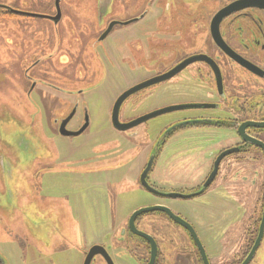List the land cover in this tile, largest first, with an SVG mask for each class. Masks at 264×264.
Returning a JSON list of instances; mask_svg holds the SVG:
<instances>
[{
    "label": "rangeland",
    "instance_id": "obj_1",
    "mask_svg": "<svg viewBox=\"0 0 264 264\" xmlns=\"http://www.w3.org/2000/svg\"><path fill=\"white\" fill-rule=\"evenodd\" d=\"M53 2L17 0L16 5L50 16L55 13ZM60 7L57 24L42 17L0 22L1 254L11 257V264H46L57 257L60 264H82L84 252L103 239L119 246L111 250L119 260L138 264L130 257V240L122 237L118 226L111 230L106 224L122 223L136 209L163 200L189 217L210 264H238L257 231L264 160L240 152L243 160L236 162L231 160L236 153L227 155L211 185L189 199H162L143 189L139 175L166 125L197 110L212 111H171L125 131L114 129L110 111L115 99L166 71L178 43L164 39L158 46L154 39L143 54L137 45L142 41L141 22L116 25L103 40H96L109 22L136 17L144 7L141 0H60ZM191 102L179 93L172 76L129 95L120 106L119 120L125 123ZM73 108L67 129L81 125L84 110L88 126L81 134L61 136L57 123ZM189 127L177 129L160 145L147 175L156 188L192 191L209 173L217 151L230 143L224 129H212L210 138H199L191 137L195 128ZM141 217L144 224L165 221L158 212ZM152 229L148 230L156 232L157 226ZM180 233L181 238L171 235V252L194 256L195 244ZM197 259L164 257L162 263L201 264ZM249 264H264V235Z\"/></svg>",
    "mask_w": 264,
    "mask_h": 264
},
{
    "label": "flooded vegetation",
    "instance_id": "obj_2",
    "mask_svg": "<svg viewBox=\"0 0 264 264\" xmlns=\"http://www.w3.org/2000/svg\"><path fill=\"white\" fill-rule=\"evenodd\" d=\"M16 2L17 0H0V22L5 19L42 17L48 19L53 24H57L61 19L62 10L60 7V0L58 3L61 12L60 18L57 21L48 18L56 15L55 0L53 2L55 13L50 16L32 13L28 10L19 8L16 5ZM141 2L144 4L145 9L143 7L142 11L136 17H132L128 20L111 21L114 23L112 28L116 25L141 22L142 41L137 45L139 49L141 48L143 54L144 51H149V42L154 43V39L157 40L155 45L158 46H162L161 44L164 43V39L172 40V42L176 41L178 43V47H176L177 50L175 48L176 51L174 54V61L166 69V71L186 59H195L185 65L174 75L176 77V84L179 87V93L182 97L187 98L189 101H194L178 105H192L189 108L184 109H211L212 111L207 112L197 110L189 114V116H184L168 123L164 130L172 125H177V127L172 132L168 133L167 136H170L177 129H186L185 127L189 126H192V129L195 128V133H193L191 137L198 136L199 138H210L209 132L212 135V129H224L228 132V134H230V136H227L230 143H227L226 146H222L220 150L217 151L213 163L222 151L230 148L236 149L233 152L236 153V156L231 158V160H235L236 162H241L243 160L242 156L238 157V153L240 152L248 154L254 153V156H251L252 158H262L264 160L263 150L249 142H243L240 133L242 132L243 135L245 134L264 142V127L261 128L249 125L252 123L264 122V0H141ZM231 5L233 7L232 10L226 11L225 9L227 7L229 8ZM12 9L40 16L14 14L11 12ZM175 21H177V24ZM106 28L99 32L96 38L97 41H101L99 40V37L106 30ZM217 33L219 34V37L216 36L215 39L213 34L216 35ZM17 38L19 40L21 39L20 36ZM153 48L151 50H153ZM31 83L32 82H30L29 86ZM74 113L75 109L73 108L68 114H72V116L64 125V128L67 131H70L67 129V124L72 119ZM68 115L63 119H59V123H57L58 128L55 129L57 133L61 136H74L83 133L89 122L88 114L85 110L83 112V121L81 125L76 130L71 131L77 132L84 125H86L80 133L74 135H63L60 133L61 123L68 117ZM110 123L111 126L116 129L111 122V111ZM199 129L202 130L199 131ZM183 138L184 137L182 136L178 139ZM164 143L165 141H163L162 144ZM175 143L178 144L180 142L176 141ZM193 149L196 150L195 148ZM225 157H223L221 161ZM213 163L209 173L212 170ZM219 165L220 163L218 164V169ZM224 173L226 172L224 171ZM149 184L159 191L168 192L162 190V188H156L154 184ZM199 186L192 189V191L198 189ZM141 187L145 189L142 185ZM158 197L167 199V197ZM153 205H163L168 207L175 215L183 218L190 225H192L196 232V228L189 217L187 216V218L180 210V207H176L173 202L162 200ZM158 213L163 215V219H165L164 222L158 218V222L157 220L146 221L144 224L142 223L143 219L141 215L137 216L134 220V226L136 229L144 232L147 236H150L155 242L156 253L154 255L150 252L151 247L148 239L138 236L129 230L128 219L130 215L126 217L122 223L117 224L113 221L112 223L106 225H108V228L111 230L113 227L118 226L119 228L116 227V230L119 229L121 231V235L124 239L126 238V240H130V248L134 251V253L130 254V257H135L138 264H149L150 257H154L153 264H163L162 259L164 257L187 258L197 256L199 259L200 255L198 251L195 254L196 256H192V254L189 253L179 255L176 254L175 251L171 252V243H173L174 240L171 235L175 238H181L182 235L180 231H183L185 237H189V240L192 243L194 242L184 227L171 220L167 214L163 212ZM150 223H153V225ZM164 224L167 226L171 225L172 228L167 229L168 227ZM155 226H157L156 232L148 230L152 227V230H154ZM144 228H146V230ZM117 237H115V240H117ZM107 241L105 242V240L101 239L100 241L93 243L84 252L82 264H84L86 255L93 246L101 247L106 255L101 253L93 254L89 264H95L98 260L103 261L104 264H127V262H123L118 259L120 256L117 254L113 255L111 253V250L112 252H116L115 250L119 246L115 245V243H109ZM30 248L33 252L34 248ZM58 259L60 258L57 257L55 260L52 259V261L47 262L46 264H60L59 261H56ZM10 260L11 257H4L0 252V264H11ZM199 263L202 264L201 259H199ZM25 264H36V262L25 261Z\"/></svg>",
    "mask_w": 264,
    "mask_h": 264
},
{
    "label": "water",
    "instance_id": "obj_3",
    "mask_svg": "<svg viewBox=\"0 0 264 264\" xmlns=\"http://www.w3.org/2000/svg\"><path fill=\"white\" fill-rule=\"evenodd\" d=\"M59 0H55V5H56V15L52 16V17H48L54 21H57L60 18V7H59ZM232 5L228 8H226L225 10L230 11L232 10ZM12 13L14 14H22V15H29V16H40V15H35V14H31V13H25L22 11H18V10H11ZM45 17V16H43ZM114 25L113 22L109 23V25L107 26L106 30L101 34V36L99 37V40H102L103 38H105V36L110 32L112 26ZM214 35V38L216 39V36L219 37V34L217 33L216 35ZM193 58H189L184 60L183 62H181L180 64L176 65L175 67L171 68L170 70L166 71L165 73L155 76L151 79H148L144 82L138 83L128 89H126L125 91H123L120 95H118V97L115 99L112 109H111V122L112 125L118 129V130H125L128 128H131L133 126L138 125L141 122H144L145 120L155 117L157 115L163 114V113H167V112H171V111H175V110H180V109H184V108H189L192 105H171V106H167L158 110H155L153 112H150L144 116L138 117L132 121L126 122V123H121L119 121V109L121 104L123 103V101L131 94H133L134 92L145 88L149 85L164 81L166 79L171 78L172 76H174L178 71H180L185 65H187L188 63L192 62ZM72 116V114L68 115V117L62 121L61 126H60V133L63 135H74V134H78L80 133L86 125H84L79 131L77 132H71V131H67L64 128L65 123L67 122V120ZM87 120V119H86ZM251 126H256V127H264V122H260V123H252L249 124ZM177 127V125H172L169 128H167L163 134L161 135V137L158 139V141L154 144L153 149L151 150V153L149 155V158L146 162V165L144 167V169L142 170L141 174H140V184L146 189V191L156 195V196H162V197H167V198H173V199H189L192 197H196L199 196L200 194H202L213 182V180L216 177L217 174V169H218V164L220 163L221 159L223 157H225L228 154L233 153L236 149L235 148H230V149H226L224 151H222L215 159L214 163H213V167L211 172L209 173V175L206 177V179L204 180V182L199 186L198 189L193 190L191 192L188 193H181V192H164V191H159L157 189H155L154 187H152L148 181H147V175L149 173V171L152 168V164H153V160L156 156V153L160 147V145L163 143L165 137L168 135V133L172 132L175 128ZM241 133V138L243 140V142L247 143H251L253 145L258 146L259 148H261L264 152V142H262L261 140L248 136V135H243L242 132ZM148 212H163L165 214L168 215V217L173 220L175 223L181 225L182 227H184L189 235L191 236L197 251L200 255V259L202 261V264H210L208 257L206 255L204 246L202 245V242L200 241V239L198 238L194 228L192 227V225H190L186 220H184L183 218L175 215L168 207L163 206V205H152V206H147V207H142L139 209H136L135 211H133L131 213V215L129 216L128 219V228L130 231H132L133 233H135L138 236L147 238L148 241L150 242V252L152 255H154L156 253V248H155V242L152 240V238L150 236H147L144 232L139 231L136 229V227L134 226V220L137 216L148 213ZM258 225H256V234L254 236V239L252 241V244L248 250V252L245 254V256L243 257V259L238 263V264H249L250 261L253 259L256 250L258 249L261 240L263 238L264 235V196H263V201H262V206H261V212L259 215V222L257 223ZM96 253H101V254H105L106 253L102 250L101 247L99 246H93L90 248V250L88 251L86 258L84 260V264H89L90 259L92 257L93 254ZM106 258V257H105ZM107 259V258H106ZM154 261V257H150V262L149 264H153Z\"/></svg>",
    "mask_w": 264,
    "mask_h": 264
}]
</instances>
